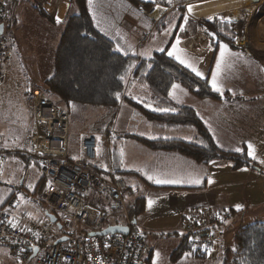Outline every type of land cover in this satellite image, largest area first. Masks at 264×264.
Listing matches in <instances>:
<instances>
[{"label": "crops", "instance_id": "crops-1", "mask_svg": "<svg viewBox=\"0 0 264 264\" xmlns=\"http://www.w3.org/2000/svg\"><path fill=\"white\" fill-rule=\"evenodd\" d=\"M240 1L236 5V0L198 2L200 5L198 10L208 13L203 16H199L200 13L193 14L189 9L177 16L178 13L174 10L164 17L165 25L161 31L167 28L166 25L170 20L167 18L171 14L177 16L174 18L177 19L178 26L174 37L166 46L168 52L175 46L177 55L200 71L202 77L207 78L210 84L215 74L221 91L236 95L223 97L220 100L200 99L182 85L175 84L179 87L174 89V85L172 86L170 97L178 104L196 110L221 149L245 151L251 158V165L234 168L232 161L223 159L202 164L177 151L151 149L135 139L126 137L125 134L134 133L148 138L164 136L191 140L196 133L189 127H184L176 134L169 132L181 127L171 129L162 127L164 131L160 133L154 129L143 133L139 131L138 125L132 128L134 132H129L133 120L140 124L144 118L124 101L118 107L119 110L117 109L116 113L110 116L112 120L110 125L103 123L100 127H96L97 131L94 127L90 131L81 130L78 134L79 147L70 148L69 116L70 158L79 157L82 134L95 135L99 144V158L95 161L94 168L105 176H110L108 172L114 171L116 176L119 175L126 180L124 200L127 206L139 197L145 198L144 212L138 216L136 223L131 221L148 237L151 261L148 260L151 264H159L161 258L171 264H198L203 261L206 262L205 264H221L226 249L233 246L236 232L254 221H264V218L263 220L260 218L264 215V162H262L264 161V5L250 9L246 14L238 15L234 10L237 9L238 12V9L249 2V0ZM71 4L72 0H53L50 10L47 6L45 8L50 12L49 14L46 11L53 21L57 22L59 17L62 23ZM119 9L122 7H114L115 14L120 16L123 13ZM96 10L97 13L102 11H99V5ZM223 12L232 15V23L235 21L241 24L243 31H248L251 45L256 48V52H262L260 56L228 45V52L220 68L217 69L220 46L227 43L213 39L201 20L218 16ZM104 13L106 17L107 14ZM106 19L108 21L109 18ZM252 22L254 29H249ZM98 23L99 29L111 36L119 47L120 41L127 45H136L137 38L143 36V32L148 28L147 21H140L138 23L140 27L137 29L130 28L132 22L127 21V28L115 31L108 23L106 25H102L101 21ZM152 36L153 33L145 45L139 46L134 51L137 56L149 57L154 52L160 51L156 47L149 46ZM8 80L7 77L4 90L0 93V105H5L8 98L5 96L9 86ZM38 90L43 91V88L33 83L25 84L22 110L16 120H7L2 114L3 110H0V209L13 194L18 193L21 199L12 209L15 224L30 230L40 222L48 220L57 229L67 232L72 228L71 225H67L68 221L60 220L57 214L55 215L40 202L38 186L43 181V175L37 161L24 152L27 148L29 131L34 128L33 102ZM59 107L67 111L66 104ZM125 109L128 117L123 118L122 111ZM103 118H106V114ZM249 144L253 146L251 151H254L255 158L248 154ZM157 181L167 182L157 183ZM86 200L99 207L103 213L113 214L110 219L115 217V220L108 222L109 225L126 226L125 218L121 220L116 218L118 210L112 205L104 190L90 191L86 195ZM149 201H152L151 206ZM237 205L241 206L240 210H237ZM202 207L210 208L213 213L223 211L231 213L229 219L212 226L216 236L213 255L199 257L190 249L174 257V253L181 247L186 236L183 226L188 213ZM50 215L56 217L55 222L51 220ZM161 243L169 245L170 252L163 251ZM164 252L170 253L167 254L169 258Z\"/></svg>", "mask_w": 264, "mask_h": 264}, {"label": "trees", "instance_id": "trees-1", "mask_svg": "<svg viewBox=\"0 0 264 264\" xmlns=\"http://www.w3.org/2000/svg\"><path fill=\"white\" fill-rule=\"evenodd\" d=\"M128 1L136 8L147 10L155 5L169 4L166 0ZM34 7L43 16L53 20L41 4L35 3ZM181 11L185 12V9L181 8ZM197 12L204 13V10ZM165 16L161 17L155 28L164 27ZM7 20L10 22L9 18ZM204 22L211 37L218 42L229 41L234 34L233 23L219 16H212ZM62 24L64 28L54 54L53 72L46 79L43 88L54 103L67 106L77 103L115 110L124 101L144 119L163 128L189 127L196 133L191 140L164 136L148 138L134 133H127L126 137L151 149L177 151L202 164L223 159L232 161L234 168L251 165V158L245 151L221 149L196 110L178 104L170 97L169 92L173 85L179 84L200 99L220 100L236 95L216 91L207 78L197 76L173 56H169L166 48L149 57L128 53L96 25L89 0H72ZM135 83L145 84L148 93L143 94L142 90L136 89L129 96V89ZM164 109L169 111H163ZM112 175H115L114 171ZM48 183V179L43 176V181L38 186V195ZM127 209L132 221L136 220L144 212L145 198H137ZM131 230L139 231L136 224H132ZM78 231L80 234L86 233L81 228ZM190 249L185 236L181 247L173 256L177 257ZM195 253L199 257L205 256L202 251L196 250ZM221 264H264V221H255L241 227L235 234L234 246L226 249Z\"/></svg>", "mask_w": 264, "mask_h": 264}, {"label": "built area", "instance_id": "built-area-1", "mask_svg": "<svg viewBox=\"0 0 264 264\" xmlns=\"http://www.w3.org/2000/svg\"><path fill=\"white\" fill-rule=\"evenodd\" d=\"M256 1L259 5L264 2ZM183 2L171 1L168 6H163L164 12L159 16L173 8H180ZM8 5L9 0H0V25L7 21ZM138 9L149 16L157 12V7ZM248 10L242 7L238 15L246 14ZM145 11L150 12L148 14ZM152 21L153 25L157 24V19L152 17ZM241 27L234 21V34L226 41L227 45L257 54L248 43L247 32ZM112 28L115 31L122 27L116 25ZM147 39L148 35H144L138 40L144 43ZM12 55L11 44L3 34L0 35V88L6 81L5 66ZM34 99V128L28 134V146L24 152L37 161L42 175L49 181L38 198L60 220L73 221L74 228L67 232L61 231L48 220L30 230L19 227L15 224L12 209L19 203L21 196L15 193L0 209V242L11 246L12 256L21 264L33 256L36 248L35 264H151L147 258L150 245L145 232L130 229L128 234H97L105 228L106 218L113 214H106L104 218L99 207L88 203L86 195L90 191L104 190L118 210L116 213L125 218L126 226L131 228L133 224L124 200L126 180L109 172L110 176H105L93 166L99 158L97 137L82 134L80 155L75 159L70 158L68 112L42 90L37 91ZM230 217V211L213 213L206 207L190 211L183 227L188 245L211 257L216 245L212 226ZM79 226L89 229L80 234ZM93 232L96 234L92 235Z\"/></svg>", "mask_w": 264, "mask_h": 264}, {"label": "rangeland", "instance_id": "rangeland-1", "mask_svg": "<svg viewBox=\"0 0 264 264\" xmlns=\"http://www.w3.org/2000/svg\"><path fill=\"white\" fill-rule=\"evenodd\" d=\"M46 1L47 0H16V1L9 0L8 18L10 22H8L7 20L6 22L7 24L5 25V31L3 35L7 38L8 42L11 44L13 55L11 57L12 61L7 63L5 66V69L8 72V73L6 72V74L9 79L8 80L9 86L5 92V96L8 98L6 100L5 105H0V110H3L2 114L7 118V120H10V121L16 120L18 118V115L20 114V111L22 110V100H24L23 95H24L25 84L33 83V84L39 85L41 88H44L46 79L53 72L54 54H55V51H56V48H57V45L60 39V35L63 32L64 26L62 23H57L43 16L41 12L33 6L35 3H39L44 8L47 6V8L50 10V5L53 0H48L47 2ZM144 1L158 2L157 0H144ZM166 1L169 2L170 4V2L173 0H166ZM183 1L184 2L181 3L180 8H173L172 10L165 12L162 16H159L160 13L162 14L164 12V10L162 9L163 6L161 5L154 6V7H157V12L154 15L153 14L150 15L151 16L150 17L149 15L144 14L141 11V9H138L134 6H130L131 4L128 0H91L90 11H91L92 16H94V19H96L95 20L96 25L99 24L98 23L99 21H101L102 25L103 24L106 25V23H108L110 27L117 25V27L127 28L126 24H127V21H129V22H132L130 28L134 29L135 27L137 29L140 27V25L138 24L140 21H143V22L147 21L148 28L143 32V34L145 36L148 35V39H149V36L153 33L152 40L149 42V46L156 47L158 48V50L160 49L164 50L166 46L170 43L172 38L174 37L175 30L178 26L177 19H175L174 17H177L179 16L180 13L182 14L184 12V11H181V8L187 10L189 9V7H191L192 9L190 11L191 13H193L194 11H196L195 13H198L197 11H199L198 8L200 6L198 2H204L208 0H183ZM45 2H46V5H45ZM238 2H241V1L236 0L235 5ZM96 4L99 5V11L102 10L99 13H97L96 9L98 5L96 7ZM262 5H264V2L259 5L256 0H253V1L249 0V2L243 5V9L248 8L250 10L254 7H259ZM114 7H117V8L122 7V9H119V11L122 12L123 14L120 16L116 15L114 12ZM47 8H45L46 11H47ZM174 10L177 11L178 15L175 16L171 14V16L167 18V20L168 19L170 20L167 24L166 29L161 31L163 27L161 29L155 28V25H153L154 23L152 21V17L154 19H157V23H158L161 17L165 16L168 13H171ZM103 11L106 12L107 14L106 17H104L105 13ZM234 11L235 13H239V11L237 12V9H235ZM149 12L147 11L146 13L149 14ZM226 12L218 14V16L225 21L231 22L232 15ZM206 14L208 13H205V12L203 14L200 13L199 16H203ZM106 18H109L108 21ZM204 20L205 19L201 20V23L203 25H205ZM257 26L259 29V25ZM122 28H118V29H122ZM249 29H254L253 22L252 24L249 25ZM141 37L139 38L141 39ZM139 38H137L136 45H127L123 41H120L119 43L121 45L120 47L125 49L128 53H132L139 46L145 45L148 40V39L145 40L144 43H140L138 40ZM249 39L250 38L247 33L248 43L250 47L256 52V48H253V45H251ZM256 53L257 55L260 56L262 52L260 51ZM6 81H7V78H6ZM5 83L0 88V93L3 92ZM136 89L142 90L143 94L148 93V87L145 84L135 83L129 89V92H128L129 96L133 95ZM57 105L61 106L59 104ZM66 109L69 112L70 124H71V134H70L69 145H70V148L74 147L77 149L79 147V144H78L79 132L81 130L90 131L93 127L97 131L96 127H100L103 123L106 125H110L112 121L110 119V116H113V113L115 114L118 108L115 110H109L108 108H105L102 106L72 103L69 105V107L67 106ZM122 112H123L122 116H124L123 118L128 117L127 116L128 112L126 111V109L123 110ZM104 114H106L107 119L103 118ZM33 120H34V117H33ZM136 125L139 126V131L143 133L151 132L153 129L158 131L159 133L164 131L163 128L159 126L158 124L147 121L146 119H144L140 124H138L135 120H133L132 127H129L128 131L134 132V129L132 128L135 127ZM181 129H184V127L178 128L177 130H170L169 133L176 134V133H179V131H182ZM27 146H28V143H27ZM103 217L105 218L106 214H104ZM129 217L132 220L131 216ZM116 218L121 220L124 217L122 215H118ZM260 218H262L263 220L264 215H262V217ZM114 220H115V217L111 219L106 218L105 227L110 226L108 222L110 223V222H113ZM67 225H71V227L74 228L73 221H68ZM79 227H81V230H84L85 232H87L89 229L88 227L86 228L84 226H79ZM156 246H157V243H156ZM233 246H234V242H233ZM161 248H163V251L170 252L169 245L167 244L161 243ZM165 254H166V257L169 258V255L167 254H170V253L164 252V255ZM150 256H151V253H148L147 258L151 261ZM35 259L36 257L32 256L24 264H35ZM200 261L202 260L200 259ZM205 263L206 262L203 261L198 264H205ZM0 264H21L12 256L11 246L6 243H2V242H0ZM159 264H171V263L161 258L159 260Z\"/></svg>", "mask_w": 264, "mask_h": 264}, {"label": "snow or ice", "instance_id": "snow-or-ice-1", "mask_svg": "<svg viewBox=\"0 0 264 264\" xmlns=\"http://www.w3.org/2000/svg\"><path fill=\"white\" fill-rule=\"evenodd\" d=\"M89 3H91V0H89ZM191 10H192L191 7H189V11H191ZM60 22L61 21H60L59 17H57V23H60ZM177 44H179V40H177ZM220 49H221L220 50V60L217 62V69L220 68L221 62H223V60L225 58V55L228 52V45L227 44H222L220 46ZM160 50L163 51V49H160ZM168 55L175 57L177 60H179V62L181 64L185 65L186 67L191 68V70L197 76H201V77L203 76V74L200 71H198L195 67H193L187 60L181 59V57L179 55H177V50H176L175 46H173V50L172 51L168 52ZM211 84H212V87L216 91L221 92V94H222L221 86L218 84V82H217V76L215 74L212 76ZM178 87H179L178 85H174L173 86L174 89L175 88H178ZM117 96H119V94H117ZM163 111H169V110L168 109H164ZM248 147L250 149V151H249L248 154L251 155V156H253V158H255L254 151H251V149H252L253 146L251 144H249ZM236 150L237 151H240V149H236ZM262 162H264V161H262ZM162 182H167V181H157V183H162ZM196 182L199 183V181H196ZM151 204H152V201H149V206H151ZM236 208H237V210H240L241 206L240 205H237Z\"/></svg>", "mask_w": 264, "mask_h": 264}, {"label": "water", "instance_id": "water-1", "mask_svg": "<svg viewBox=\"0 0 264 264\" xmlns=\"http://www.w3.org/2000/svg\"><path fill=\"white\" fill-rule=\"evenodd\" d=\"M5 31V24L0 25V35L4 34ZM51 220L53 222L56 221V217L54 215H50ZM133 223H136V220L133 221ZM130 232L129 226L124 225H110L108 227H105L103 230L99 231L97 234L105 235L108 233H123L128 234ZM92 235L96 234L95 232L91 233ZM38 249L36 248L34 250L33 256L37 254Z\"/></svg>", "mask_w": 264, "mask_h": 264}]
</instances>
